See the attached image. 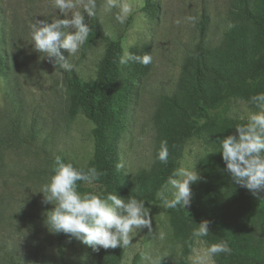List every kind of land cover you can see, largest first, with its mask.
I'll return each mask as SVG.
<instances>
[{"label": "rangeland", "instance_id": "374dc122", "mask_svg": "<svg viewBox=\"0 0 264 264\" xmlns=\"http://www.w3.org/2000/svg\"><path fill=\"white\" fill-rule=\"evenodd\" d=\"M147 1L157 3L153 15L144 9ZM132 2L133 14L121 25L114 15L103 13L99 7L103 0H97L101 34L119 40L123 54L127 50L142 56L147 47L153 57L147 66L132 61L122 66V83L129 84L126 106L121 107L126 120L111 140L123 179L137 192L151 190L160 163L157 153L166 136L178 128L199 74L215 125L186 142L178 167L197 163L203 179L190 186L193 197L206 207L207 189L228 195L227 217L235 210L241 224L255 221V235L264 243V208L260 215L257 209V201L264 204V199L234 185L223 171L221 153H214L219 150L217 138L234 134L238 124L258 111L253 101L225 97L230 75L247 78L253 27L235 11L237 0ZM248 2L254 8L264 7V0ZM76 10L82 12V6ZM83 14L89 24L91 17ZM203 17L204 32L199 28ZM56 18L52 0H0V264H145L144 254L163 253L167 255L162 264H190L191 233L198 225L182 221L175 209L160 203L146 202L153 231L142 230L126 248L97 253L78 241L59 239L44 226V213L52 205L43 204L38 191L50 179L56 157L84 167L93 155L92 123L83 115L71 119L67 113L69 71L41 59L30 44L31 25ZM61 51L67 57L66 50ZM103 52L104 44L96 42L84 55L81 47L68 62L81 80L93 81ZM83 188L100 192L91 183ZM184 211L189 216L195 213L192 207ZM203 239L209 244L220 242L212 230ZM216 264L232 263L221 253Z\"/></svg>", "mask_w": 264, "mask_h": 264}, {"label": "clouds", "instance_id": "9594fccd", "mask_svg": "<svg viewBox=\"0 0 264 264\" xmlns=\"http://www.w3.org/2000/svg\"><path fill=\"white\" fill-rule=\"evenodd\" d=\"M52 4L58 18L33 23L30 44L39 56L42 54L41 59H48L59 69L70 71L72 65L68 57L75 55L89 37L90 27L85 23L83 13L89 17L96 16L98 3L97 0H52ZM78 5L82 6V12L76 10ZM99 7L104 14L114 15L115 21L121 25L134 11L132 0H103ZM62 49L68 53L67 57ZM129 61L147 66L153 62V57L148 53L140 56L125 50L118 62L123 66ZM251 100L258 111L250 113L245 123L238 124L234 134L217 138L219 150L214 153H221L225 164L223 171L234 185L245 188L257 199H264V93L256 94ZM156 159L163 164L168 163L167 142L161 144ZM196 165L177 167L161 184L155 197L163 208L185 209L191 206L193 193L190 186L203 179ZM98 178L95 168L87 171L77 169L56 157L53 174L38 191L42 193V203L52 205L44 213L43 220L50 234H64L68 243L75 240L98 253L101 249L126 248L142 230L153 231L150 209L144 200L135 196L124 199L117 191L101 196L82 194L77 190L78 181L92 183ZM197 225L191 233L190 264H216L219 254H231L227 241L209 244L203 239L211 231L210 221L202 220ZM163 237L161 233L160 238ZM166 255L144 254L143 260L145 264H162Z\"/></svg>", "mask_w": 264, "mask_h": 264}, {"label": "trees", "instance_id": "16d2710c", "mask_svg": "<svg viewBox=\"0 0 264 264\" xmlns=\"http://www.w3.org/2000/svg\"><path fill=\"white\" fill-rule=\"evenodd\" d=\"M248 1L237 0L234 9L254 29L253 60L246 79L236 73L228 77L225 84V97L252 101L253 96L264 93V7L254 8L249 5ZM156 7H158L156 2L147 1L144 9L148 14L153 15ZM88 26L90 27L89 37L82 46V54L84 55L96 42L104 44V52L93 81H83L73 70L69 71L66 76V87L69 94L67 113L71 119L83 115L93 125L92 158L84 167L74 164L73 166L85 171L95 168L99 173V178L91 184L96 185L100 192L93 193L84 189L86 182L83 181L77 182V190L80 193L101 196L117 191L119 195L126 198L135 196L147 203H160L156 200L155 192L178 167L186 142L193 135L215 125L212 114L213 106L207 101L202 81L197 74L191 101L182 112L178 128L164 139L169 150L168 163H159L150 191L137 192L128 181L123 179L120 167H117L119 165L118 155L111 140L115 130L121 128L126 120L121 107L126 106L124 99L129 93L126 88L129 84L128 82L126 85L122 83V65L118 62L120 56L123 55V48L119 40H113L101 34L97 15L90 18ZM205 26L206 19L203 17L199 25L200 31L204 32ZM143 53H148L147 47H144ZM201 59L205 66L206 56L202 55ZM62 161L66 164L70 163L64 159ZM54 168L55 163L52 167V174ZM204 193L207 200L206 207L202 205L201 199L193 197L190 207L194 210V215L189 216L184 209L178 207L175 209L178 217L192 225H197L202 220L210 221V229L220 241H227L231 248V254H226V258L232 264H264V243L260 242L255 235L257 226L255 221L249 220L247 225L241 224L235 210L234 214L227 217L228 211L231 210V199L220 190L211 188ZM261 208H264L263 202L257 201L259 215ZM255 215L259 221L260 216ZM56 236L59 239H67L64 234H56Z\"/></svg>", "mask_w": 264, "mask_h": 264}]
</instances>
